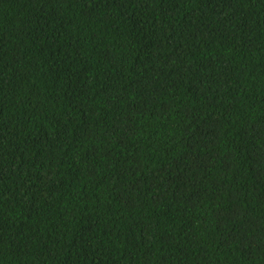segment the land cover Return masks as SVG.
I'll list each match as a JSON object with an SVG mask.
<instances>
[{"label": "trees", "instance_id": "trees-1", "mask_svg": "<svg viewBox=\"0 0 264 264\" xmlns=\"http://www.w3.org/2000/svg\"><path fill=\"white\" fill-rule=\"evenodd\" d=\"M0 264H264V0H0Z\"/></svg>", "mask_w": 264, "mask_h": 264}]
</instances>
